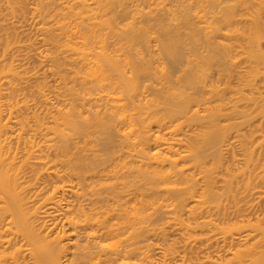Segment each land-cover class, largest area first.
Masks as SVG:
<instances>
[{"label":"bare ground","instance_id":"1","mask_svg":"<svg viewBox=\"0 0 264 264\" xmlns=\"http://www.w3.org/2000/svg\"><path fill=\"white\" fill-rule=\"evenodd\" d=\"M253 108L264 0H0V264H264Z\"/></svg>","mask_w":264,"mask_h":264},{"label":"rangeland","instance_id":"2","mask_svg":"<svg viewBox=\"0 0 264 264\" xmlns=\"http://www.w3.org/2000/svg\"><path fill=\"white\" fill-rule=\"evenodd\" d=\"M240 10H241V9H240ZM240 10L238 11V13H239L241 16H244V15H245L244 10H242V11H240ZM244 24H245V23L241 20V21H239V22H237V23H234V24L232 25V27L239 28V29L242 31V30L244 29ZM244 57H245V53L239 55V56L237 57V59L244 58ZM247 102H249V101H247ZM248 107L251 108V106H248ZM250 108H248V109L250 110ZM256 110H257V109H256ZM256 110H255L254 108L252 109V111H254V112H252V115H253V113H255ZM262 113H264V112H262ZM262 113H258V114L255 113V114H254L255 117H256V116H257V117H256V118L253 117L254 119H252V117H250L249 119H251V123L254 122V121H256V119H257V121H258V123H259L258 117H260V115H261ZM261 116H262V115H261ZM247 118H248V117H247ZM260 119H262V118H260ZM252 120H253V121H252ZM257 121H256V123H257ZM260 121H261V120H260ZM262 121H264V120H262ZM249 122H250V121H249ZM242 128H243L244 131H243L242 129H241V130H242L243 132H245V128L248 130V129H249V125L247 126V124L245 123V125H242ZM241 130H240V132H242ZM261 130H262V131L257 132L258 136L255 135V134H253V136H254V137H255V136H256V137H259L260 134L264 133V122H262ZM234 131H236V130H234V128H233V130L231 131L233 135H231V133H230V135H229V136H230V137H229V140H230V141L233 140L232 143H234L235 137H236V135H237V134H235V133H237V132H234ZM244 134H245V133H244ZM234 135H235V136H234ZM233 136H234V137H233ZM246 136H247V134H246ZM232 137H233V138H232ZM247 137H248V136H247ZM248 140H249V137L247 138V141H248ZM245 141H246V140H245ZM247 141H246V142H247ZM230 143H231V142H230ZM231 145H232V144H231ZM231 145H230V147H231ZM234 145H238L237 141H235ZM232 147H233V146H232ZM238 147H239V145H238ZM238 147L236 146V147H233V148L238 149ZM236 149H235V150H236ZM239 150H240V147H239V149H238V152H239ZM231 151H232V149H231ZM232 152H233V151H232ZM235 152H236V151H235ZM235 152H234V153H235ZM224 156H225V155H224ZM224 156H223V157H224ZM255 156H257V155L255 154ZM262 156H264V154H261V156H260V154H259V157H255V158H258V160H259V158H260V160H261L262 158H264V157H262ZM228 157H229V156H228ZM253 157H254V156H253ZM226 158H227V156L223 158L224 161H225ZM236 158H237V157H236ZM238 158H239V156H238ZM223 159H222V160H223ZM228 159H229V158H227V160H228ZM261 161H262V160H261ZM222 219H224L226 222H228V223H226V222L224 223V220H223V221H221L222 223H224L225 225H227V224L231 225L232 223L235 222L234 220H236L237 218L234 219L233 217H232V218H231V217H229V218L226 217V219H225V218H222ZM220 220H221V219H220ZM233 221H234V222H233ZM218 223L220 224V221H219ZM222 223H221V224H222ZM225 225L222 224V226H225ZM220 226H221V225H220ZM222 226H221V227H222ZM168 237H169L168 239H170V238H172L173 236H172V237L168 236ZM224 254L227 255L226 253H224ZM257 254H258V253H256L255 256H256ZM247 255L249 256V254H247ZM228 256H229V255H228ZM228 256H226V257H228ZM246 258H247V257H246ZM262 258H264V256H262Z\"/></svg>","mask_w":264,"mask_h":264}]
</instances>
